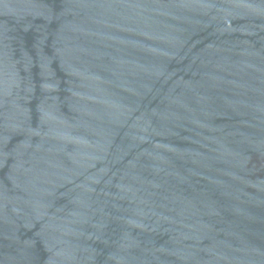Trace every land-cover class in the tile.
I'll use <instances>...</instances> for the list:
<instances>
[{
	"label": "water",
	"instance_id": "1",
	"mask_svg": "<svg viewBox=\"0 0 264 264\" xmlns=\"http://www.w3.org/2000/svg\"><path fill=\"white\" fill-rule=\"evenodd\" d=\"M0 264H264V0H0Z\"/></svg>",
	"mask_w": 264,
	"mask_h": 264
}]
</instances>
